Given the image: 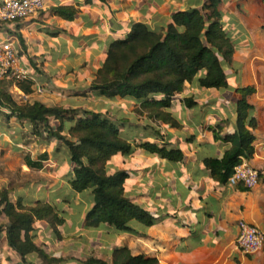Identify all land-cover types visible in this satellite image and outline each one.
<instances>
[{
  "label": "crops",
  "instance_id": "0c3cea01",
  "mask_svg": "<svg viewBox=\"0 0 264 264\" xmlns=\"http://www.w3.org/2000/svg\"><path fill=\"white\" fill-rule=\"evenodd\" d=\"M207 1L92 0L86 4V0H45L43 7L29 17L0 23V39L20 47L21 56L43 87L40 95H24L15 87L24 101L114 115L111 118L120 122L122 135L130 142H148L183 154L181 161L169 162L135 147L130 154L113 156L107 164L111 174H128L123 185L125 196L157 219L145 230L131 223L144 236L116 234L108 226L85 229L88 207L81 206L80 194L70 188L72 168L53 157L54 150L63 148L61 142L48 139L46 133H42L44 138L33 134L31 125L8 116L9 112L0 107V188L10 189L11 203L19 201L26 207L37 201L58 205L63 223L54 230L46 221H36L33 235L34 243L61 259L60 264H81L90 257L110 263L112 251L121 246L133 256L154 258L159 264H235L233 255L238 264H264V249L245 256L234 248L239 221L264 232V185L241 190L218 183L203 165L205 159H220L229 149L228 143L214 137L234 132L239 99L236 89L251 86L255 93L247 97V102L253 106L251 115L257 127L253 131V156L245 161L255 169H264L261 0H221L217 8L224 30L234 42L232 61L239 63L228 103H223L222 89H199L195 83H186L183 92L175 94L164 110L177 121V127H170L137 115L134 101L95 98L88 90L107 45L124 38L132 24L164 27L174 12L200 8ZM60 6H72L78 13L72 21H66L52 12ZM241 43L246 47L237 48ZM63 85L68 89H62ZM66 97L67 103L62 104ZM189 98L194 103L187 107L184 101ZM91 103L100 109H92ZM27 162L38 163L40 168H29ZM23 177L28 180L21 182ZM7 224L8 219L1 214L0 264H21V257L7 246ZM27 262L40 264L33 257Z\"/></svg>",
  "mask_w": 264,
  "mask_h": 264
},
{
  "label": "trees",
  "instance_id": "16d2710c",
  "mask_svg": "<svg viewBox=\"0 0 264 264\" xmlns=\"http://www.w3.org/2000/svg\"><path fill=\"white\" fill-rule=\"evenodd\" d=\"M91 1L86 0L85 3L90 4ZM220 3L221 0H208L201 8L176 11L171 15V22L164 27L151 29L144 23L132 24L124 38L107 45L104 60L88 86L90 96L134 101L138 105L137 115L177 127V121L164 110L170 107L175 94L183 92L186 83H195L199 89L227 87L221 59L230 63L235 46L231 35L223 28L222 15L217 9ZM261 3L264 6V0ZM52 12L72 21L78 9L60 6ZM11 87H16L24 95L33 92L31 82L0 81V107L9 112L8 116L31 125L33 134L39 136V130H42L48 139L61 142L69 154L72 168L71 190L76 193L90 190L93 205L85 214L84 228L108 226L116 234L144 236L131 223L135 222L145 230L154 226L157 219L125 196L123 185L128 174L125 171L111 174L107 164L113 156L130 154L135 147L169 162L181 161L182 152L148 142H130L123 137L120 122L107 114L46 106L37 101L18 102L9 91ZM236 93L239 99L235 107L234 132L214 137L230 147L220 159L203 161L211 178L222 184L227 183L241 159L249 160L254 153L253 131L257 123L251 115L253 106L247 102V97L254 94L255 89L239 87ZM184 102L187 107L194 103L190 98ZM26 164L29 168H40L38 163ZM9 193L10 189L0 188V215L8 219L5 228L7 246L21 257V264H34L27 262L28 257L38 259L40 264H60L61 259L51 256L34 243L33 235L36 221H46L56 230L63 223L59 210L41 201L28 207L19 201L11 203ZM81 264L159 263L143 255L133 256L128 248L121 246L112 251L110 263L90 257Z\"/></svg>",
  "mask_w": 264,
  "mask_h": 264
},
{
  "label": "built area",
  "instance_id": "2783aa9c",
  "mask_svg": "<svg viewBox=\"0 0 264 264\" xmlns=\"http://www.w3.org/2000/svg\"><path fill=\"white\" fill-rule=\"evenodd\" d=\"M45 0H2L0 2V23L21 21L43 7ZM20 47L0 39V81L31 82L33 92L40 95L43 87L37 82L33 69L21 56ZM227 183L251 190L264 185V169L249 166L244 159L233 168ZM238 234L234 241L235 251L245 256H254L264 249V232L245 221L238 222Z\"/></svg>",
  "mask_w": 264,
  "mask_h": 264
},
{
  "label": "rangeland",
  "instance_id": "374dc122",
  "mask_svg": "<svg viewBox=\"0 0 264 264\" xmlns=\"http://www.w3.org/2000/svg\"><path fill=\"white\" fill-rule=\"evenodd\" d=\"M206 4H207V2H206ZM203 5H205V4H203ZM204 13L208 14L209 11H204ZM221 22H222L223 28H225L224 24H223V21H222V17H221ZM236 46H237V48H245L246 47V45L244 43L238 44ZM221 64H222V67H223V69L225 71L227 84H228L227 88H222V90H221L222 96L224 98L223 103L226 104V103L229 102V100H228L229 99V95L234 90V84L237 82V76H236V70L235 69L238 67L239 63L236 62V61H231L230 63L229 62L227 63V62H225V61H223L221 59ZM14 88L15 87H11L10 90H9L11 95H12V97L18 102L24 101L23 96H21L18 93V91L16 89H14ZM61 88L62 89H68V87L64 86V85ZM66 95H67V97H70V96H68V94H66ZM67 97L64 99V101L62 100V102H61L62 104H66L67 103ZM51 105L52 106H57V105H54L52 103H51ZM95 105H96L95 103H91L90 107L92 109H94V110H99L100 106H98V105L95 106ZM75 110L78 111V110H81V109H75ZM101 114H103V113L101 112ZM113 116L114 115L109 116V117H113ZM116 116H117V113H116ZM67 126H69V124H67ZM42 133H45V132L41 131V138L42 137L43 138L46 137V136H43ZM53 157L55 158V160L59 161V164H61L64 161L67 164V167H69V154H68V152H67V150H66V148L64 146H63V148L61 150H54ZM68 177H70V175H68ZM26 180H28L27 177H23V179H21V182H25ZM79 194H80V197H78V199L81 202V206H87L88 210H90V208L93 205V199H92V195H91L90 190H85L83 192H80ZM53 206H55V207H57L59 209L57 204H55ZM232 261L235 264H238V261H237V258L235 257V255H233Z\"/></svg>",
  "mask_w": 264,
  "mask_h": 264
}]
</instances>
